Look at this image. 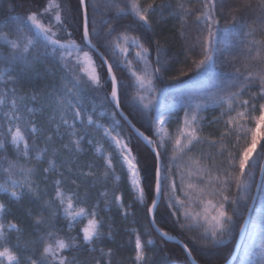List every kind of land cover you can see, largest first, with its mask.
Instances as JSON below:
<instances>
[{"label":"snow or ice","instance_id":"snow-or-ice-1","mask_svg":"<svg viewBox=\"0 0 264 264\" xmlns=\"http://www.w3.org/2000/svg\"><path fill=\"white\" fill-rule=\"evenodd\" d=\"M24 2L38 6L0 20V264H114L115 250L106 246L115 239L110 213L115 207L127 221L134 204L144 206L147 225L126 229L132 264H157L149 227L176 240L158 225V213L204 249L227 248L251 226L243 264H264V0H106L110 15L99 21L96 0ZM165 11L186 38L188 25L195 29L186 51L199 57L190 79L202 87L189 92L182 117L156 86L169 70L163 46L143 35ZM34 77L45 84L26 91ZM210 109L220 113L210 123L223 125L216 139L201 135V114ZM203 143L216 154L195 155ZM148 157L151 176L143 167ZM233 186L238 195L230 194ZM14 206L24 209L27 226L12 218ZM177 243L198 264L194 248ZM234 256L230 250L224 264Z\"/></svg>","mask_w":264,"mask_h":264},{"label":"trees","instance_id":"trees-1","mask_svg":"<svg viewBox=\"0 0 264 264\" xmlns=\"http://www.w3.org/2000/svg\"><path fill=\"white\" fill-rule=\"evenodd\" d=\"M74 2V0H73ZM98 5L101 8V13L103 15L97 14L96 19L102 20L105 16L110 15V12L104 7L106 0H96ZM159 2V0H158ZM170 2L175 5L176 0H170ZM235 2V0H233ZM195 3V0H193ZM10 5H14L15 11L10 10ZM38 5L31 4L29 2H24V0H3L0 3V20L7 19L9 16H14L16 13H22L25 8L28 7H37ZM164 19H161L160 15L157 14L154 18L153 26L151 29H148L143 32L147 38H150L153 42L159 41L163 46L164 52L162 54V63H165L169 70L163 73V79H158L156 81V86L158 89H163V93H161V99L166 100L167 102H175L176 107V117H182L183 112L180 111L181 105H186L188 103L186 97L191 90L198 89L202 87V83L195 80L190 79L193 76L195 71V67L193 64L194 59H198V56L190 55L186 49L189 47V40L191 39V34L194 33L195 29L193 25H188L186 32L188 33V37L186 38L185 33H182L180 28V22L175 19L173 16H169L168 11H165ZM224 21L222 20V23ZM122 24H127L128 21H121ZM101 51H105L104 48H101ZM107 55V53H106ZM156 53L153 49L152 51V59L155 62ZM98 59V58H97ZM99 62V60H98ZM218 67L221 65L218 62ZM225 71H231L230 67H225ZM187 72L188 75L180 76L181 72ZM117 75L121 76L122 74L117 71ZM180 76L179 80H172L171 77ZM51 79V78H48ZM45 84V80L41 77H34L31 81L26 82L22 87L26 91H31L34 87L42 86ZM132 89L129 88L127 90L128 98L132 95ZM246 98V97H245ZM124 110L126 114H129L130 119H133V122L137 124V127H140L142 131L145 130V126H142L139 122V116L135 111H132L129 107L126 106V102L124 105ZM204 117L203 121V130L201 135L204 137H210L216 139L219 137V130H222L223 125H215L210 122L214 117L219 116V110H208L201 114ZM176 126V119L174 117L173 122L171 124L172 129ZM127 135H131L133 139V143L139 145L141 147L142 152L147 155L151 150L131 131V129L125 126L124 129ZM146 134H150L147 133ZM243 143V141L241 142ZM259 150V145H258ZM163 153L164 150L161 149ZM201 152L204 153H212L216 154L217 148L211 147L208 143H203L200 145H196L194 150L195 155H199ZM170 155V150L167 155L164 156L165 166H168V156ZM81 162L86 163L87 157L81 156ZM219 159V157H217ZM46 166V165H44ZM145 169V173L149 176L152 175V158L148 157L147 161L143 165ZM143 174V173H142ZM177 183L179 184V178L177 177ZM119 191L124 195V199L126 202L133 201V194L128 189L127 184L121 183L119 186ZM254 191V189H253ZM232 195H238L236 193L235 187L233 186L231 193ZM166 201V196H165ZM32 202L25 201V206H29ZM103 207V205H101ZM164 204L161 205V212L163 211ZM133 211L135 212L134 216L128 218L127 221L123 220L119 214H117L115 207H113L110 216L112 222L114 224V233L115 239L114 241L108 242L106 241L107 247H112L115 250L114 264H132V257L134 256V251L132 245L128 243L129 236L126 233V229L128 228H136L138 231L143 232L145 226L147 225V219L144 215V206L139 204H134ZM104 213H102L103 215ZM19 221H21L25 226H27L30 221L24 215V209L19 207H13V217ZM157 223L160 227L164 228L165 231H168L171 235L178 237L184 243H189L190 247H193L195 250V254H197V260L199 264H222L227 253L230 250H233L234 245L236 243L237 237L233 238L231 243H229L227 248H208L204 249L201 245L195 244L193 245L188 237L193 235L190 232H182L178 227L174 226V218L169 219L168 217H162L161 214H157ZM238 223H242V219L238 220ZM58 227H63L67 232V226L64 221H60L58 223ZM107 231V229H105ZM148 231L151 232V238L154 240V247L149 246V255L153 256L157 264H161V262H166L170 260L172 264H189L186 254L183 252L182 247L172 241H165L150 227ZM70 234L75 235V230H73ZM28 237H25L27 239ZM147 239V235L144 236ZM82 257H87L88 253H81Z\"/></svg>","mask_w":264,"mask_h":264},{"label":"rangeland","instance_id":"rangeland-1","mask_svg":"<svg viewBox=\"0 0 264 264\" xmlns=\"http://www.w3.org/2000/svg\"><path fill=\"white\" fill-rule=\"evenodd\" d=\"M260 135L264 136V128L261 129ZM254 215H255V213H254ZM251 239H252V228H251V226H248V229H247L244 241L242 243L238 258L234 264H243L244 251H245V248L250 245Z\"/></svg>","mask_w":264,"mask_h":264},{"label":"water","instance_id":"water-1","mask_svg":"<svg viewBox=\"0 0 264 264\" xmlns=\"http://www.w3.org/2000/svg\"><path fill=\"white\" fill-rule=\"evenodd\" d=\"M132 131V130H131ZM138 137V136H137ZM139 138V137H138ZM140 140H141V138H139ZM142 141V140H141ZM143 142V141H142ZM144 143V142H143ZM247 229H248V227H247ZM247 229H246V232H247ZM158 234V233H157ZM159 235V234H158ZM171 235V234H170ZM245 235L246 234H244V235H240L239 237H237V240H236V243H235V245H234V251H235V256L234 257H232V258H230L229 259V264H234L235 262H236V260H237V258H238V255H239V252H240V249H241V246H242V243H243V241H244V238H245ZM174 236V235H173ZM176 237V236H175ZM181 241L178 237H176V240H172V242H175V243H177V241ZM177 244H179L180 246H181V244L180 243H177ZM199 264V263H198ZM222 264H224V262L222 263Z\"/></svg>","mask_w":264,"mask_h":264},{"label":"bare ground","instance_id":"bare-ground-1","mask_svg":"<svg viewBox=\"0 0 264 264\" xmlns=\"http://www.w3.org/2000/svg\"><path fill=\"white\" fill-rule=\"evenodd\" d=\"M136 136V135H135ZM137 137V136H136Z\"/></svg>","mask_w":264,"mask_h":264}]
</instances>
